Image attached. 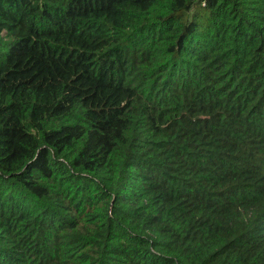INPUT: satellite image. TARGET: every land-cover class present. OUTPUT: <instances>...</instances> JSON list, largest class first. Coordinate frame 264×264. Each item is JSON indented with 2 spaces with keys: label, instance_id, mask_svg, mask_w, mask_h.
Returning <instances> with one entry per match:
<instances>
[{
  "label": "trees",
  "instance_id": "obj_1",
  "mask_svg": "<svg viewBox=\"0 0 264 264\" xmlns=\"http://www.w3.org/2000/svg\"><path fill=\"white\" fill-rule=\"evenodd\" d=\"M0 264H264V0H0Z\"/></svg>",
  "mask_w": 264,
  "mask_h": 264
}]
</instances>
